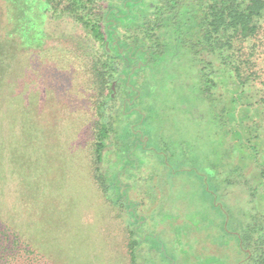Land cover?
Here are the masks:
<instances>
[{"label": "rangeland", "instance_id": "1", "mask_svg": "<svg viewBox=\"0 0 264 264\" xmlns=\"http://www.w3.org/2000/svg\"><path fill=\"white\" fill-rule=\"evenodd\" d=\"M6 9L0 0V38L15 32L14 18L29 22L31 34L12 37L17 49L6 36L12 51L0 78V127L8 162L0 194L9 207L17 188L27 228L54 264H131V229L147 239L138 262L242 264L248 249L239 232L264 221L258 83L241 92L211 55L218 71L206 97L204 64L173 46L167 28L169 50L140 60L144 67L110 98L113 77L99 86L93 70L103 46L72 14L61 9L50 19L38 6L34 16L18 8V17ZM263 50L254 58L261 69ZM104 124L110 131L97 168L93 148Z\"/></svg>", "mask_w": 264, "mask_h": 264}, {"label": "trees", "instance_id": "2", "mask_svg": "<svg viewBox=\"0 0 264 264\" xmlns=\"http://www.w3.org/2000/svg\"><path fill=\"white\" fill-rule=\"evenodd\" d=\"M3 1L7 4V15L16 11L19 17L24 11L32 12L31 15L34 16L40 6V12L50 19L54 18V11L62 9L80 21L93 40L103 46V52L96 57L101 60L100 65H97L95 60L93 70L95 82L99 86L109 83V76L113 77L110 83H113V86L109 84L110 91L107 95L110 98L115 93V85L128 82L152 56L169 50L166 34L168 29L172 32L171 36L175 42L173 46L186 49L196 61L204 64L203 91L206 97L212 98L214 80L211 77L218 71L214 68L215 63L212 64L213 60L207 58L211 55L217 57L220 66L224 65L233 72L238 84L243 88L241 92L248 85L258 83L257 87L264 93V69L258 68L257 62L254 61L260 53V47H264V0H36L35 3L31 0L19 3L17 0ZM29 3H32L31 8H27ZM13 18L11 17L12 20ZM21 20L14 18L15 32L7 31V34L0 38V78L5 70V57L12 51L7 47L6 36L11 34V38L15 35L18 40H22L25 35L31 34L27 31L26 24L29 22L25 24ZM121 28L127 36H122ZM16 38H12L11 42L14 49L18 48ZM140 60L146 62L140 66ZM97 105L101 111L106 107L104 102ZM20 110L21 108L16 112L17 117H21ZM109 131L106 124L96 130L93 163L97 168L106 147L103 141L109 136ZM3 145L0 127V191L1 184L7 179L4 166L8 160L4 158ZM10 168L12 173H15L18 185L22 176L17 174L12 161ZM26 207L17 188L14 202L9 207H5L0 194V264H54L52 252L38 245L27 228L24 211ZM239 233L242 248L248 249L242 264H264V221L243 228ZM146 240L140 242L136 231L131 229L128 242L131 264H148L147 258L138 262L140 256L137 253V249Z\"/></svg>", "mask_w": 264, "mask_h": 264}]
</instances>
